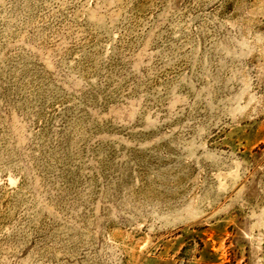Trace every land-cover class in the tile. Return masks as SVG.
<instances>
[{"label":"rangeland","instance_id":"obj_1","mask_svg":"<svg viewBox=\"0 0 264 264\" xmlns=\"http://www.w3.org/2000/svg\"><path fill=\"white\" fill-rule=\"evenodd\" d=\"M0 264H264V0H0Z\"/></svg>","mask_w":264,"mask_h":264}]
</instances>
